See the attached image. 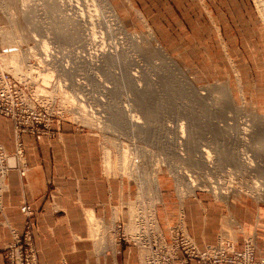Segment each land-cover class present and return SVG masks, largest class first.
Instances as JSON below:
<instances>
[{
  "label": "rangeland",
  "instance_id": "rangeland-1",
  "mask_svg": "<svg viewBox=\"0 0 264 264\" xmlns=\"http://www.w3.org/2000/svg\"><path fill=\"white\" fill-rule=\"evenodd\" d=\"M107 2L110 9L101 0H0V213L8 174L25 180L31 165H49L52 207L64 169L72 190L97 186L103 202L107 181L116 200L125 184L112 217L85 208L82 219L86 239L126 243L139 264L161 246L160 262L174 254L168 264H203L173 247L186 240L263 261L254 234L236 248L230 226L198 247L182 219L161 224L159 202L207 195L226 201L233 221L240 205L264 239V170L254 168L264 166V0ZM19 210L23 232L6 246V264L16 237L39 264L35 210L25 202Z\"/></svg>",
  "mask_w": 264,
  "mask_h": 264
},
{
  "label": "crops",
  "instance_id": "crops-1",
  "mask_svg": "<svg viewBox=\"0 0 264 264\" xmlns=\"http://www.w3.org/2000/svg\"><path fill=\"white\" fill-rule=\"evenodd\" d=\"M219 44L220 50H224L228 56L230 49L221 35H219ZM235 50L236 57L244 59V56L241 57L243 51ZM244 53L247 54V51L245 50ZM49 175V165L39 167L34 164L27 171L25 180L21 179L16 170L7 175L6 190L1 197L4 209L3 213H0V264H6L4 256L6 246L12 243L14 235H21L23 232L24 216L19 210V205L23 202L31 205L35 210L36 228L33 233V244L39 251V264L140 263L141 254H138L139 252L137 253L134 247L126 243L111 242L109 239L89 241L86 239L84 230L82 209L87 208L96 217L109 219L116 207L121 205L120 199H124L125 184L123 182H119V188L122 190L116 200L113 195L112 182L107 181L106 197L103 202L97 186L91 187L89 192L79 185H75V190H72V182L67 180V173L64 169L62 176L53 183V187L59 190L57 194L59 203L57 207H52L48 192L52 187L49 185ZM236 200L238 201H235V204H241L242 198ZM171 201L172 199L168 197L160 198V205L166 208L160 215L161 224L168 225L182 219L187 233L198 247L204 248L206 245L223 239L228 234L230 226L229 231L236 241V248H240L244 236L251 233L255 236V254L264 255V252H261L264 251L262 248L264 239L259 236L263 226L258 218L244 221L240 205L238 211L233 213V221L232 217L229 219L226 217L227 202L224 200L219 201L207 195H194L174 200V203ZM99 202L101 206L98 208ZM170 203L174 205L170 207ZM201 205L207 206L202 207ZM203 209L207 210V214L204 213L202 216ZM217 213V218H213ZM259 248L262 250L259 251ZM173 264L182 263L177 261ZM186 264L200 263L189 261Z\"/></svg>",
  "mask_w": 264,
  "mask_h": 264
},
{
  "label": "built area",
  "instance_id": "built-area-1",
  "mask_svg": "<svg viewBox=\"0 0 264 264\" xmlns=\"http://www.w3.org/2000/svg\"><path fill=\"white\" fill-rule=\"evenodd\" d=\"M23 211L28 212V207H23ZM142 246L146 249L150 250V246L148 247V244L146 242V239L142 236ZM144 243V245H143ZM29 243H21L18 237H16L15 242L10 245L6 251H7V258H8V264H35L34 261V255L30 248L27 246ZM161 246V245H160ZM174 248H181L184 252V261H187L188 259H198V261L202 262L203 264H220V263H227V264H264V260L261 262H256L252 260V258L249 260V255H243L240 253H234L233 251H228L227 248L223 246H219L218 248L215 247H207L205 250H198L196 249L195 245L192 242L181 241L179 244L174 245ZM161 248L163 246L159 247L155 250V252L148 253V257L145 259L147 264H168L170 260L174 257V254L165 259L163 262L159 261V252L161 253ZM145 249V250H146ZM228 252H231L228 254ZM246 258V259H243ZM144 262V263H146Z\"/></svg>",
  "mask_w": 264,
  "mask_h": 264
},
{
  "label": "bare ground",
  "instance_id": "bare-ground-1",
  "mask_svg": "<svg viewBox=\"0 0 264 264\" xmlns=\"http://www.w3.org/2000/svg\"><path fill=\"white\" fill-rule=\"evenodd\" d=\"M107 1H108V0H101V2H103L104 6H106L108 9H110V8H109V5H110V4L108 5V2H107ZM98 7H99V5H98ZM102 7H103V6H102ZM106 7H105V8H106ZM110 7H111V6H110ZM261 14H262L263 17H264V11H262ZM115 17H116V16H115ZM112 29H113V28H112ZM43 46H45V45H43ZM40 50H41V49H40ZM32 54H33V53H32ZM11 56H12V55H11ZM13 60L16 61L15 57H14ZM15 64H16V62H15ZM27 69H28V68H27ZM200 94H201V93H200ZM178 97H179V96H178ZM76 107H77V106H76ZM76 111H77V110H76ZM87 119H88V118H87ZM99 122H100V121H99ZM254 126H256V125H254ZM179 131H180L181 135H183V134H182V133H183L182 126H180ZM180 137H181V136H180ZM168 138H169V137H168ZM260 149H261V148H260ZM260 149H259L258 151H256L255 153H257V154H261V153L263 152V150H260ZM202 151H203V150H202ZM204 153H205V152H204ZM255 153H254V154H255ZM127 154H128V153H127ZM127 154H126V153H123V154H122L123 156L120 157V158H121V159H119V160H120L119 164L121 165L120 167H123L125 162H126L125 164H130V163H127V161H124V159L127 158V157H126ZM107 157H108V156H107ZM115 158H116V157H115ZM128 159H129V158H128ZM107 160H109V158H108ZM107 160H106V163H107V164L111 162V161H107ZM128 162H129V161H128ZM261 162H262V160H261ZM0 164H1V163H0ZM134 164H135V163H134ZM250 164H251V163H250ZM108 165H109V164H108ZM251 165H252V164H251ZM251 165H250V166H251ZM257 165H258V164H257ZM125 166H126V165H125ZM250 166H248V169H249V170H251V167H250ZM120 167H119V168H120ZM116 168H117V167H116ZM254 168H256L257 171H258V170H259V171H260V170H264V166L262 167V164H261L260 167H257V166H256V167H254ZM123 169H124V167H123ZM245 170H246V169H245ZM249 170H248V171H249ZM260 174H261V173H260ZM180 192H181V191H180ZM144 254H145V253H144Z\"/></svg>",
  "mask_w": 264,
  "mask_h": 264
}]
</instances>
